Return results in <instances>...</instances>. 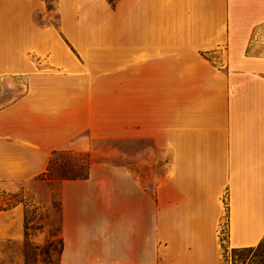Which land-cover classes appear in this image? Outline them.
<instances>
[{"label":"crops","instance_id":"1","mask_svg":"<svg viewBox=\"0 0 264 264\" xmlns=\"http://www.w3.org/2000/svg\"><path fill=\"white\" fill-rule=\"evenodd\" d=\"M6 94L0 188L90 153L60 183L61 264H225L264 238V0H0ZM101 139L147 140L164 168L96 157ZM25 211L0 207V241Z\"/></svg>","mask_w":264,"mask_h":264},{"label":"rangeland","instance_id":"2","mask_svg":"<svg viewBox=\"0 0 264 264\" xmlns=\"http://www.w3.org/2000/svg\"><path fill=\"white\" fill-rule=\"evenodd\" d=\"M49 1L53 5L54 0ZM11 98L9 94L0 96V104ZM97 145L99 149L95 151L96 157L116 162H134L136 157L131 155L145 148V167L159 170L164 168L162 162L150 159L156 156V152L152 150L147 140L144 144V140L140 139H101L97 141ZM62 156L67 158L71 155L64 154L60 158ZM144 179L149 187L154 186V176ZM60 183L61 179L58 177L39 176L36 181L17 191L0 188V207H8L19 201L26 204L24 238L0 241V264H61ZM226 224L225 216L224 237ZM226 248L225 264H264V238L251 250L244 252L234 251L233 247L227 245Z\"/></svg>","mask_w":264,"mask_h":264},{"label":"trees","instance_id":"3","mask_svg":"<svg viewBox=\"0 0 264 264\" xmlns=\"http://www.w3.org/2000/svg\"><path fill=\"white\" fill-rule=\"evenodd\" d=\"M71 155L70 157L60 158L61 155ZM90 153L77 151L69 147L54 149L50 155L49 163L46 170L40 175L47 177H58L63 179L83 178L89 174ZM254 246L233 247L234 251L251 250ZM225 246V251H226Z\"/></svg>","mask_w":264,"mask_h":264}]
</instances>
